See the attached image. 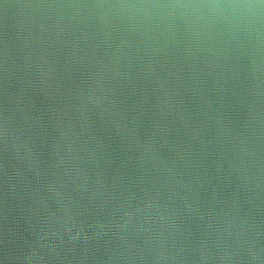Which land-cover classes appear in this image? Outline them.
<instances>
[{"label":"water","instance_id":"water-1","mask_svg":"<svg viewBox=\"0 0 264 264\" xmlns=\"http://www.w3.org/2000/svg\"><path fill=\"white\" fill-rule=\"evenodd\" d=\"M0 264H264V0H0Z\"/></svg>","mask_w":264,"mask_h":264}]
</instances>
